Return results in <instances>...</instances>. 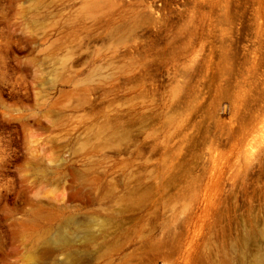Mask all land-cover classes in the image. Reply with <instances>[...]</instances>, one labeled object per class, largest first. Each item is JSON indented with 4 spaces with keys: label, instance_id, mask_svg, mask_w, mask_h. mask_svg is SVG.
Segmentation results:
<instances>
[{
    "label": "rangeland",
    "instance_id": "374dc122",
    "mask_svg": "<svg viewBox=\"0 0 264 264\" xmlns=\"http://www.w3.org/2000/svg\"><path fill=\"white\" fill-rule=\"evenodd\" d=\"M258 256L264 0H0V264Z\"/></svg>",
    "mask_w": 264,
    "mask_h": 264
},
{
    "label": "bare ground",
    "instance_id": "6f19581e",
    "mask_svg": "<svg viewBox=\"0 0 264 264\" xmlns=\"http://www.w3.org/2000/svg\"><path fill=\"white\" fill-rule=\"evenodd\" d=\"M59 244L62 243L61 239L56 240ZM65 261L68 262L69 258L68 255L65 257ZM249 264H264V258L262 256H258L257 258H255L252 262H250Z\"/></svg>",
    "mask_w": 264,
    "mask_h": 264
}]
</instances>
